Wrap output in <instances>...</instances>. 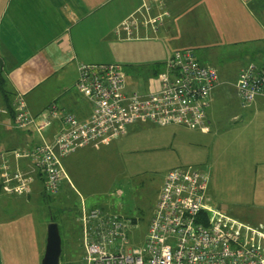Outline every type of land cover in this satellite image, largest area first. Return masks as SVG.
<instances>
[{
	"label": "rangeland",
	"instance_id": "374dc122",
	"mask_svg": "<svg viewBox=\"0 0 264 264\" xmlns=\"http://www.w3.org/2000/svg\"><path fill=\"white\" fill-rule=\"evenodd\" d=\"M105 2L110 21L126 15L136 3L135 0ZM165 2L153 0L147 6L161 3L162 8L153 9L158 14L164 10L170 12V5L172 10L175 8L170 0L168 4ZM179 5L186 6L178 0L176 8ZM146 9L134 11L126 21L141 19ZM97 13L91 20H99ZM43 26H35L34 43H42L52 35L50 29ZM98 37L85 36L88 44L83 47H90L84 53L86 59L91 63L120 65L128 93L144 91V82L164 67L172 51L189 48L196 55L198 52L206 54L220 75L215 98L207 109L206 125L196 129L177 124L157 126L145 121L135 122L108 145L87 144L67 155L62 160L67 181L56 196H37L18 212L20 214H12L15 218L11 222L10 236L6 238L1 232L2 240L11 242L6 248L10 246L13 250H4L7 264H39L50 220L60 229L61 258L72 259L71 264H85L81 258L82 246L79 247L82 236L80 239L78 236L82 209L102 208L134 221L127 229V245L142 246L165 176L177 169L205 172L208 175V187L203 195L205 204L257 227L264 215V98L247 106L242 104L235 89L236 61L228 58L222 48L219 49L218 41L212 42V37L208 39L210 42L201 43L199 37L175 39L171 32L168 38L158 36V41L119 42L110 34L108 45L97 44ZM51 125L42 131L32 124L19 129L14 121L16 130H28L34 139L20 151L28 152L45 142L51 144L48 142H52L55 135L54 132L51 137L48 135ZM1 148L0 152L5 150ZM10 153L7 152L6 157Z\"/></svg>",
	"mask_w": 264,
	"mask_h": 264
},
{
	"label": "built area",
	"instance_id": "2783aa9c",
	"mask_svg": "<svg viewBox=\"0 0 264 264\" xmlns=\"http://www.w3.org/2000/svg\"><path fill=\"white\" fill-rule=\"evenodd\" d=\"M166 12L150 20L154 28ZM126 21L130 35L138 23ZM264 62V61H263ZM157 74V87L147 95L127 92L125 73L115 64H78L76 91L91 103L86 120L60 113L50 104L41 115L30 116L24 99H12L16 128L31 124L38 131L60 120L51 144L30 151H14L15 158L29 159L32 172L43 176V191L56 195L67 181L62 160L87 144L108 145L135 122L157 126L181 125L202 128L211 94L218 84L216 70L200 64L191 50L175 51ZM236 95L247 106L264 97V63L239 71ZM157 197L142 246L127 245L132 220L102 208L80 210L81 246L85 264H264V230L211 209L203 196L208 175L199 170L167 172ZM34 176L11 167L0 152V189L9 195L31 192Z\"/></svg>",
	"mask_w": 264,
	"mask_h": 264
},
{
	"label": "crops",
	"instance_id": "0c3cea01",
	"mask_svg": "<svg viewBox=\"0 0 264 264\" xmlns=\"http://www.w3.org/2000/svg\"><path fill=\"white\" fill-rule=\"evenodd\" d=\"M105 1L0 0V146L3 147L1 150L5 149L1 152L5 153V157L7 152H11L6 157L11 167L30 172L36 177L28 195H9L0 189V264L8 263L5 261L4 250L13 251L10 246L6 248V245L11 244L9 239L1 238V232L6 238L10 236L11 222L15 218L12 214H20L18 212L34 202L37 196L45 197L41 192L42 180L35 171L32 172L29 159L25 156L15 158L14 151H20L34 139L28 130L18 131L13 127L12 99L21 95L30 116L41 115L53 103L60 113L67 112L76 115L79 120H86L92 106L76 91L77 66L99 62L91 63L86 59L84 53L90 47H83L88 44L85 36L98 35L97 44L100 45H108L110 34L116 36L119 42H149L156 38L159 40L158 36L168 38L171 32L175 34V39L199 37L201 43L210 42L208 39L212 37V42L218 41L219 49L221 47L228 58L236 61V74L242 68L250 65L260 67L264 63V0H180L186 6L179 5L178 8V0H170L175 8L172 10L170 5V12L164 10L167 15L157 28L153 27L150 20L161 13L153 11L154 8H162L161 3L147 6L153 0H135L136 3L126 15L122 14L110 21ZM166 2L168 4V0ZM143 8L147 9L141 19H135L138 24L133 26L132 33L129 35L126 29L121 31L126 18ZM95 13L99 14V20H91ZM38 25L48 27L52 34L42 43H34L33 39L35 26ZM184 49L196 53L189 48L174 50L172 53ZM196 59L200 64L216 70L206 54L198 52ZM157 74L144 82V91L139 94L147 95L155 90ZM218 84L211 94L210 105ZM60 128V120L53 119L48 135L51 137ZM262 217L263 220L256 226L264 230V215ZM80 235L81 229L78 233ZM79 244L80 247L81 241ZM81 252L84 261L83 247ZM73 262L72 259H62L60 256V264Z\"/></svg>",
	"mask_w": 264,
	"mask_h": 264
},
{
	"label": "water",
	"instance_id": "95a60500",
	"mask_svg": "<svg viewBox=\"0 0 264 264\" xmlns=\"http://www.w3.org/2000/svg\"><path fill=\"white\" fill-rule=\"evenodd\" d=\"M46 243L41 264H60L62 254V238L59 226L52 220L47 223Z\"/></svg>",
	"mask_w": 264,
	"mask_h": 264
},
{
	"label": "trees",
	"instance_id": "16d2710c",
	"mask_svg": "<svg viewBox=\"0 0 264 264\" xmlns=\"http://www.w3.org/2000/svg\"><path fill=\"white\" fill-rule=\"evenodd\" d=\"M184 50H188V49H184ZM196 56V55H195ZM198 61V60H197ZM163 69V68H162ZM161 69V70H162ZM161 70L159 71V72H157V73H160L161 72ZM2 81V77H1V74H0V82ZM126 88V87H125ZM12 110H13V108H12ZM13 112V111H12ZM206 114H207V112H206ZM37 173V172H36ZM33 176H34V174H33ZM37 176H40V178H41V180H42V193H43V195L44 196H47V197H51V196H56V195H49V194H47V193H45L44 191H43V176H41L39 173H37ZM34 178L36 179V177L34 176ZM65 182V181H64ZM63 182V183H64ZM63 183L61 184V186H60V188H59V190L61 189V187H62V185H63ZM33 186V185H32ZM58 190V191H59ZM57 194V193H56ZM28 195V194H27ZM52 221H54V220H52ZM133 223H135L134 221H133Z\"/></svg>",
	"mask_w": 264,
	"mask_h": 264
}]
</instances>
